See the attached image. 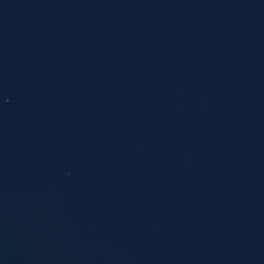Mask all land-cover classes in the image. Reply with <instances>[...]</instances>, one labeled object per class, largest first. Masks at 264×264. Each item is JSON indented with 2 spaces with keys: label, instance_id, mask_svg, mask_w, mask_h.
I'll return each mask as SVG.
<instances>
[{
  "label": "water",
  "instance_id": "obj_1",
  "mask_svg": "<svg viewBox=\"0 0 264 264\" xmlns=\"http://www.w3.org/2000/svg\"><path fill=\"white\" fill-rule=\"evenodd\" d=\"M0 264H264V0H0Z\"/></svg>",
  "mask_w": 264,
  "mask_h": 264
}]
</instances>
